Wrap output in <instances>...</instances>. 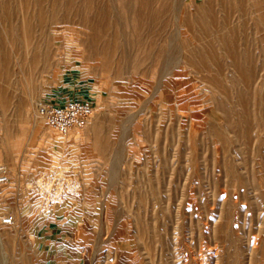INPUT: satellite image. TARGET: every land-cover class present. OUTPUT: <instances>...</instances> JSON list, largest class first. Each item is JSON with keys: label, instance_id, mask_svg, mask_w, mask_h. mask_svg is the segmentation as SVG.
Segmentation results:
<instances>
[{"label": "rangeland", "instance_id": "374dc122", "mask_svg": "<svg viewBox=\"0 0 264 264\" xmlns=\"http://www.w3.org/2000/svg\"><path fill=\"white\" fill-rule=\"evenodd\" d=\"M27 1L0 0L1 33L24 9L42 29L14 48L33 111L0 113V264H43L33 212L70 200L92 210L88 264H264V0ZM69 76L92 85L96 134L37 112Z\"/></svg>", "mask_w": 264, "mask_h": 264}, {"label": "crops", "instance_id": "0c3cea01", "mask_svg": "<svg viewBox=\"0 0 264 264\" xmlns=\"http://www.w3.org/2000/svg\"><path fill=\"white\" fill-rule=\"evenodd\" d=\"M68 79L67 83L60 86L63 87L61 94L55 93V98L62 100L68 97H90L97 102L90 82H84L79 87L77 77L69 76ZM80 91L85 95L80 94ZM100 116L101 113L97 112L92 123L88 125L87 130L91 134L99 131ZM81 204L77 205L70 200L43 213L41 210L33 212L31 235L39 252L43 254V264H88L94 261L80 243V236L89 234V215L92 212L85 201Z\"/></svg>", "mask_w": 264, "mask_h": 264}, {"label": "bare ground", "instance_id": "6f19581e", "mask_svg": "<svg viewBox=\"0 0 264 264\" xmlns=\"http://www.w3.org/2000/svg\"><path fill=\"white\" fill-rule=\"evenodd\" d=\"M27 2L29 5L30 1L28 0ZM12 7H14V6L11 5V7H10L9 4L4 5L5 12H7V16H9L8 14L11 15L13 13ZM31 16H32V14H30V11L24 9L23 13L21 14L22 25H18V26H15L14 28H11V30H9V32H6L5 34L0 32V113H2V115L6 118V120H7V117L9 116L10 110L13 109V106H14L15 110L20 112V114L24 111H27V112L33 111L31 109V107L28 106L31 104L30 103L31 101L29 102L30 104L27 103L29 101V99L26 97V94L24 92H21L20 96L17 97L16 92L14 91V87H13V75L15 74V72L13 71V66L15 65V63H17L16 58H15L16 55H14L16 53L14 48L19 45V43H18L19 37H22L24 39V45L26 47V52H27L26 54L30 55L32 51L37 50V48L39 47V40H37V37L40 36L39 31H42V29H37V26L32 24V22L34 20H32L33 18H31ZM175 18H177V17L175 16ZM177 21L179 22V18H177ZM20 26L22 28V33H23L22 35H20V32H19ZM177 28H178V30H180L179 27H177ZM178 35H179V33H178ZM50 37L53 40V43H55V41L57 40V37H58L57 31H54V32L51 31ZM65 55H67V54L65 53ZM26 59H27V56H26ZM65 59H68V55L66 56ZM24 60H25V58L20 59V61L18 63H21V62L23 63ZM27 61L32 65H38V63L41 62L40 59H38L36 57H33L32 60H31V57H28ZM45 61H46V58H45ZM37 94L41 95L40 90L38 92L37 90L33 89L30 93V98L32 99L33 96L37 95ZM93 118H94V116H93ZM93 118L87 124V126L92 123ZM7 123L8 122H6V127H8ZM41 123H42V119H41V121L40 120L35 121V125H41ZM2 239H3V232L0 230L1 246L4 249ZM202 257H203V255H202Z\"/></svg>", "mask_w": 264, "mask_h": 264}, {"label": "built area", "instance_id": "2783aa9c", "mask_svg": "<svg viewBox=\"0 0 264 264\" xmlns=\"http://www.w3.org/2000/svg\"><path fill=\"white\" fill-rule=\"evenodd\" d=\"M96 105L91 98L68 97L54 99L50 102L38 100L37 112L51 128L61 134L87 126L95 114ZM11 176L5 165H0V184H6ZM4 226H13L14 215H6L0 219Z\"/></svg>", "mask_w": 264, "mask_h": 264}]
</instances>
